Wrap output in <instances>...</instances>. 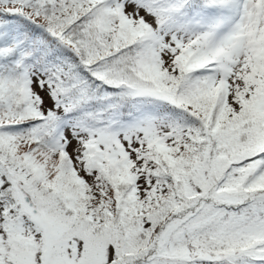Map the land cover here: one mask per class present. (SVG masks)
<instances>
[{
    "label": "snow or ice",
    "instance_id": "1",
    "mask_svg": "<svg viewBox=\"0 0 264 264\" xmlns=\"http://www.w3.org/2000/svg\"><path fill=\"white\" fill-rule=\"evenodd\" d=\"M0 264H264V0H0Z\"/></svg>",
    "mask_w": 264,
    "mask_h": 264
}]
</instances>
